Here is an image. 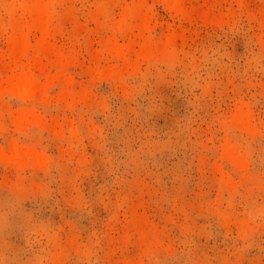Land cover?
<instances>
[{
    "label": "rangeland",
    "instance_id": "rangeland-1",
    "mask_svg": "<svg viewBox=\"0 0 264 264\" xmlns=\"http://www.w3.org/2000/svg\"><path fill=\"white\" fill-rule=\"evenodd\" d=\"M33 1L0 0V72L52 78L0 94V264H264V0H54L14 64Z\"/></svg>",
    "mask_w": 264,
    "mask_h": 264
},
{
    "label": "bare ground",
    "instance_id": "bare-ground-1",
    "mask_svg": "<svg viewBox=\"0 0 264 264\" xmlns=\"http://www.w3.org/2000/svg\"><path fill=\"white\" fill-rule=\"evenodd\" d=\"M54 0H34L32 4L23 5V10L25 12L24 16L27 17V22H25L26 26L20 25L16 28V39L14 40L12 47L9 52V56L13 59L14 64H17L20 57L24 54H30V49L27 46L24 35L23 28L26 27L29 31H38L42 34L43 37L46 36L50 32V25L52 23V6ZM171 9H174L177 13L187 16L186 14H191V12L186 11L183 8L182 3L179 0H172L169 3ZM10 12L11 20H14V10L13 8L8 9ZM131 14L134 18V23L136 27L141 28L145 24L144 17L146 16V12L143 7V0H139V3L135 4L129 10H127L126 15ZM45 39H43L37 46L40 52L44 53L46 56H49V52L45 48ZM141 53L149 54L151 49L147 45L142 46ZM117 48L116 50H118ZM119 56H125L123 51H117ZM50 60L53 59L50 57ZM54 62V61H53ZM42 68L45 67L43 63L40 64ZM2 72V71H1ZM0 72V94L6 89L7 86H11L14 91L18 93H22L24 95H37L41 91L47 89L48 84L52 82V78H50L47 83L41 85L37 80L31 76L30 73L25 71H20L19 73H14L12 75H2ZM23 115H27L25 111H22ZM244 122V119H242ZM15 147V146H14ZM3 152V151H2ZM1 153V152H0ZM8 153V152H7ZM231 160L236 164L240 169L243 168L245 160L243 155H241L236 149L230 151L228 153ZM7 160L13 162L14 164H20L22 160L29 159L35 163H39L42 161V156L34 151L27 152L24 154L20 149H14L13 153L11 152L10 156H6L2 154Z\"/></svg>",
    "mask_w": 264,
    "mask_h": 264
}]
</instances>
